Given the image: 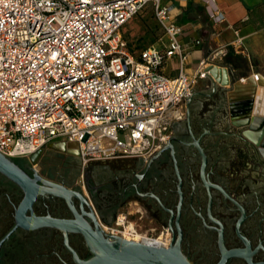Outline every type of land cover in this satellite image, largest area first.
Returning <instances> with one entry per match:
<instances>
[{"label":"built area","instance_id":"1","mask_svg":"<svg viewBox=\"0 0 264 264\" xmlns=\"http://www.w3.org/2000/svg\"><path fill=\"white\" fill-rule=\"evenodd\" d=\"M201 1L214 23L224 20L214 0ZM148 4L160 35L131 49L123 27ZM171 10L161 0H0V152L30 158L51 142L73 143L64 147L83 165L155 154L206 77L207 60L187 73L184 28ZM173 57L171 76L163 68ZM104 228L152 247L170 243L165 230H143L126 215Z\"/></svg>","mask_w":264,"mask_h":264},{"label":"flooded vegetation","instance_id":"2","mask_svg":"<svg viewBox=\"0 0 264 264\" xmlns=\"http://www.w3.org/2000/svg\"><path fill=\"white\" fill-rule=\"evenodd\" d=\"M185 119L173 124L171 142L152 161L83 165L68 147H44L35 162L15 160L35 187L48 188L41 178L68 192H37L27 206L24 189L0 173V264H78L92 255L83 233L30 217H80L91 231L97 224L109 233L104 227L122 209L179 239L191 264H216L230 250L239 253L225 264H264V162L225 148L217 135L201 136L195 119L191 126Z\"/></svg>","mask_w":264,"mask_h":264},{"label":"water","instance_id":"3","mask_svg":"<svg viewBox=\"0 0 264 264\" xmlns=\"http://www.w3.org/2000/svg\"><path fill=\"white\" fill-rule=\"evenodd\" d=\"M206 71L207 86L201 90L192 92L186 98L185 122L191 126L195 119L197 126L202 130V135L213 134L220 137L222 145L229 148L238 146L243 154L252 159L264 162V78L259 83L248 77L246 83H242L226 66L208 64ZM259 78V76H257ZM245 89L246 92L244 91ZM200 113L203 118L200 119ZM172 140L169 137L165 146ZM200 138L194 141L199 148ZM51 142L47 149H62L64 146L75 147L73 143L58 142L63 147H56ZM164 146V147H165ZM200 149V148H199ZM42 150L26 156H10L0 152V173L20 185L26 197L22 204L29 206L37 192H49L59 196H65L68 192L63 186H59L38 178L48 188H37L24 172L14 163L17 159H29L37 161ZM157 152L149 161L156 158ZM205 162V157L203 158ZM20 221L25 222L21 214ZM35 222H47L70 231L83 233L86 243L92 255L78 264H191L183 254L180 241L174 237L170 239L168 247H152L141 242L129 240L119 235L106 233L96 224V230L91 231L84 221L59 220L49 217H30ZM238 250H230L223 253L222 258L216 264H225L229 255L238 254Z\"/></svg>","mask_w":264,"mask_h":264},{"label":"crops","instance_id":"4","mask_svg":"<svg viewBox=\"0 0 264 264\" xmlns=\"http://www.w3.org/2000/svg\"><path fill=\"white\" fill-rule=\"evenodd\" d=\"M214 1L224 14L220 23H214L206 16L201 0H161L162 4L172 7L173 20L184 28L181 44L188 54L187 73L194 74L199 63L207 60L206 66L210 63L226 66L242 83L254 75L257 84L261 85L259 81L264 78V0ZM195 40L200 43L196 44ZM163 69L168 75H176L177 58L167 60ZM207 84L206 78H199L193 92ZM54 146L60 147V144Z\"/></svg>","mask_w":264,"mask_h":264},{"label":"rangeland","instance_id":"5","mask_svg":"<svg viewBox=\"0 0 264 264\" xmlns=\"http://www.w3.org/2000/svg\"><path fill=\"white\" fill-rule=\"evenodd\" d=\"M149 6L150 4H148L147 7L149 8ZM123 32L125 39L128 41L130 46L133 47L155 43L158 38V30L154 25V19L151 11L148 9L140 12L129 20L124 25ZM128 211V209H122L119 214L126 215L129 220L138 223L143 230L147 228H155L151 223H147L146 221L140 219L136 214L131 215ZM155 230L158 231L159 229L155 228Z\"/></svg>","mask_w":264,"mask_h":264},{"label":"trees","instance_id":"6","mask_svg":"<svg viewBox=\"0 0 264 264\" xmlns=\"http://www.w3.org/2000/svg\"><path fill=\"white\" fill-rule=\"evenodd\" d=\"M146 9H148V10H150V8H145L144 10H146ZM144 10H142V11H144ZM141 11V12H142ZM151 11V10H150ZM140 13V12H139ZM138 13V14H139ZM151 14H152V12H151ZM153 17V16H152ZM154 25H155V27L157 28V30H158V34H157V37L160 35V28H159V26H158V24L155 22V20H154ZM124 33V32H123ZM146 45H143V46H136V47H132V46H130V48L131 49H135V48H142V47H145Z\"/></svg>","mask_w":264,"mask_h":264},{"label":"bare ground","instance_id":"7","mask_svg":"<svg viewBox=\"0 0 264 264\" xmlns=\"http://www.w3.org/2000/svg\"><path fill=\"white\" fill-rule=\"evenodd\" d=\"M55 144H60V143L57 142V143H54L53 145H55ZM61 147H63V146H61V144H60V148H61ZM124 237L127 238L126 236H124ZM136 239H137V238H136Z\"/></svg>","mask_w":264,"mask_h":264}]
</instances>
